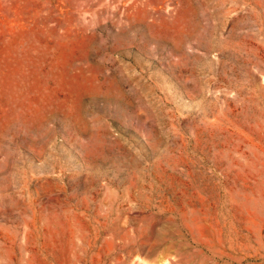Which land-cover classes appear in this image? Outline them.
Listing matches in <instances>:
<instances>
[{"label": "rangeland", "instance_id": "1", "mask_svg": "<svg viewBox=\"0 0 264 264\" xmlns=\"http://www.w3.org/2000/svg\"><path fill=\"white\" fill-rule=\"evenodd\" d=\"M0 264H264V0H0Z\"/></svg>", "mask_w": 264, "mask_h": 264}]
</instances>
